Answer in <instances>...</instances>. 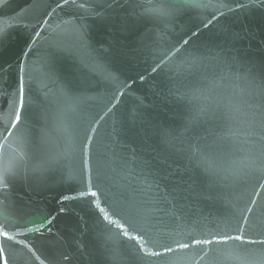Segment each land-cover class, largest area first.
<instances>
[{"label": "water", "instance_id": "obj_1", "mask_svg": "<svg viewBox=\"0 0 264 264\" xmlns=\"http://www.w3.org/2000/svg\"><path fill=\"white\" fill-rule=\"evenodd\" d=\"M0 180V264H264V0H3Z\"/></svg>", "mask_w": 264, "mask_h": 264}, {"label": "snow or ice", "instance_id": "obj_2", "mask_svg": "<svg viewBox=\"0 0 264 264\" xmlns=\"http://www.w3.org/2000/svg\"><path fill=\"white\" fill-rule=\"evenodd\" d=\"M2 2H3V0H0V3H2ZM63 2H64V4H67V3L69 2V0H63ZM45 23H47V21H45ZM39 34H40L39 32L36 33L37 36H39ZM22 90H23V89H22V87H21L20 91L22 92ZM16 119L19 120V115L16 116ZM0 184H2V180H0ZM91 195H92L93 197H95V196H96V193L93 192ZM64 199L67 200V197H65ZM101 211H103V209H101ZM248 211H251V209H249ZM105 219H107V216H105ZM245 222H246V221H245ZM49 223H50V222H49ZM3 227H4V226H3L2 224H0V229H2ZM120 227H122V226H120ZM28 231H29V232L39 231V229H31V228H29ZM3 235H4V237H5L6 239L9 238V237H8V233H7V231H3ZM123 235H124L125 237H127V236H128V232L125 231V232L123 233ZM227 239L243 240L244 237L241 236V235H237V236H235V237H231V236H229V237H227ZM195 243L200 244L201 241H200V240H196ZM203 243H206V244H207V243H212V241H210V240H205V241H203ZM178 246H179V248L183 249V248H188V247H189V244H188V243H179ZM140 247L143 248V245H140ZM173 251H174V249H173L170 245H166V246H164V253H169V252H173ZM146 255H148V256H161V255H163V254H162L161 252H150V253H146Z\"/></svg>", "mask_w": 264, "mask_h": 264}]
</instances>
